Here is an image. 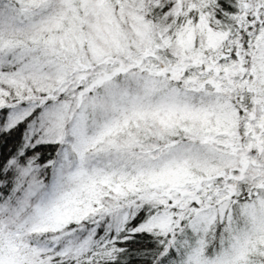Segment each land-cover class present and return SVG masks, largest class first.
<instances>
[{
    "label": "snow or ice",
    "instance_id": "1",
    "mask_svg": "<svg viewBox=\"0 0 264 264\" xmlns=\"http://www.w3.org/2000/svg\"><path fill=\"white\" fill-rule=\"evenodd\" d=\"M0 264H264V0H0Z\"/></svg>",
    "mask_w": 264,
    "mask_h": 264
}]
</instances>
